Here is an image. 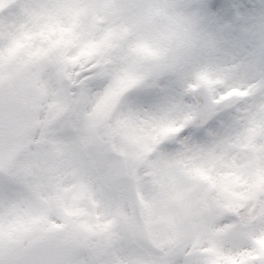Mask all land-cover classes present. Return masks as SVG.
<instances>
[{
  "label": "clouds",
  "instance_id": "obj_1",
  "mask_svg": "<svg viewBox=\"0 0 264 264\" xmlns=\"http://www.w3.org/2000/svg\"><path fill=\"white\" fill-rule=\"evenodd\" d=\"M0 264H264V0H0Z\"/></svg>",
  "mask_w": 264,
  "mask_h": 264
}]
</instances>
